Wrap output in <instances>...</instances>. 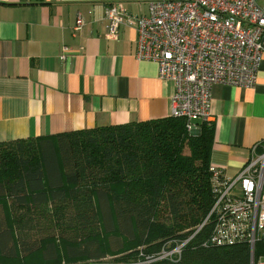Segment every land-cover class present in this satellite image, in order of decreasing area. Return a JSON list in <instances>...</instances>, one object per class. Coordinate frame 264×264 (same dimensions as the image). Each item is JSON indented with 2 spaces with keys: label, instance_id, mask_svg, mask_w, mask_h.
Wrapping results in <instances>:
<instances>
[{
  "label": "trees",
  "instance_id": "obj_1",
  "mask_svg": "<svg viewBox=\"0 0 264 264\" xmlns=\"http://www.w3.org/2000/svg\"><path fill=\"white\" fill-rule=\"evenodd\" d=\"M197 127L168 117L0 143V258L142 264L186 242L150 264H251L246 243L210 244L212 219L198 231L214 203L215 124ZM263 254L257 243L256 264Z\"/></svg>",
  "mask_w": 264,
  "mask_h": 264
},
{
  "label": "crops",
  "instance_id": "obj_2",
  "mask_svg": "<svg viewBox=\"0 0 264 264\" xmlns=\"http://www.w3.org/2000/svg\"><path fill=\"white\" fill-rule=\"evenodd\" d=\"M148 13L140 0H0V143L170 117L174 84L136 56ZM210 122L211 164L233 177L264 143V61L255 87L213 88Z\"/></svg>",
  "mask_w": 264,
  "mask_h": 264
},
{
  "label": "built area",
  "instance_id": "obj_3",
  "mask_svg": "<svg viewBox=\"0 0 264 264\" xmlns=\"http://www.w3.org/2000/svg\"><path fill=\"white\" fill-rule=\"evenodd\" d=\"M140 1L149 13L134 19L136 56L155 62L159 78L174 84L170 117L183 118L189 130L198 131V122L211 120L215 86L255 87L264 61V0ZM110 18L113 31L119 20L114 9ZM82 25L78 17L75 30ZM250 151L248 162L233 177L210 166L214 203L198 231L212 219L210 244L246 243L251 264H256L255 247L264 245V143ZM185 244L163 249L142 264L176 260Z\"/></svg>",
  "mask_w": 264,
  "mask_h": 264
},
{
  "label": "rangeland",
  "instance_id": "obj_4",
  "mask_svg": "<svg viewBox=\"0 0 264 264\" xmlns=\"http://www.w3.org/2000/svg\"><path fill=\"white\" fill-rule=\"evenodd\" d=\"M193 124H195V123H193ZM137 245V243L136 242H128V243H126V247L127 248H132V247H134V246H136ZM11 260H7V259H2V258H0V264H20V262L19 261H16V260H12V262H10ZM264 261V254L263 255H261V257L259 258V260L257 261V264H260L261 262H263ZM35 263H40L39 262V260H35Z\"/></svg>",
  "mask_w": 264,
  "mask_h": 264
},
{
  "label": "water",
  "instance_id": "obj_5",
  "mask_svg": "<svg viewBox=\"0 0 264 264\" xmlns=\"http://www.w3.org/2000/svg\"><path fill=\"white\" fill-rule=\"evenodd\" d=\"M193 133H197V132H199V131H192Z\"/></svg>",
  "mask_w": 264,
  "mask_h": 264
}]
</instances>
